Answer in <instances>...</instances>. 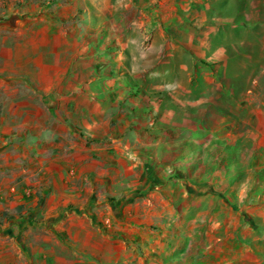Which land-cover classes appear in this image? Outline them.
I'll use <instances>...</instances> for the list:
<instances>
[{
	"label": "rangeland",
	"instance_id": "obj_1",
	"mask_svg": "<svg viewBox=\"0 0 264 264\" xmlns=\"http://www.w3.org/2000/svg\"><path fill=\"white\" fill-rule=\"evenodd\" d=\"M70 1L77 4L74 10ZM70 1L0 0V49L5 41L10 93L90 101L84 110L91 159L109 170V183L95 194L100 190L111 203L140 200L132 210L141 215L133 221L159 239L156 258L202 264L263 260L264 0H218L212 10L218 31L211 37L223 50L220 66L174 46L157 51L154 45L145 56L151 44L142 34H161L146 26L134 35L135 68L133 60L110 52L119 28L89 27L85 1ZM180 10L182 22L168 30L186 42L198 28ZM31 57L55 64V86L34 83L38 68L27 64ZM69 61L75 68L65 79L74 86L60 83ZM71 109L74 123L81 124L80 108ZM119 178L129 183L115 185ZM118 213L123 222L132 221L122 209Z\"/></svg>",
	"mask_w": 264,
	"mask_h": 264
},
{
	"label": "crops",
	"instance_id": "obj_2",
	"mask_svg": "<svg viewBox=\"0 0 264 264\" xmlns=\"http://www.w3.org/2000/svg\"><path fill=\"white\" fill-rule=\"evenodd\" d=\"M84 1L81 9L87 14L89 27L119 28L110 52L119 59L133 60L132 68L138 60L137 35H134L146 26L149 31L155 28L161 34L156 38L152 33L142 34L144 42L149 40L151 44L143 51L145 56L154 45L160 48L157 51L174 46L176 51L185 50L199 60H210L215 67L220 66L216 64L222 59L223 50L217 49L219 41L211 37L212 32L218 31L219 18L212 10L216 11L215 6L223 0ZM76 5L68 3L73 10ZM181 6L187 13L185 17L190 23L195 20L194 28H198L186 42L168 30L169 24L179 26L182 22L178 13ZM123 30L130 34H120ZM4 42L0 49V264H202L179 257L156 258L154 251L161 247L159 239L156 242L152 232L133 221L141 215L137 209L132 210L139 206L140 200L130 204L122 200L111 203L104 200L100 190L95 194L96 187L109 183L106 178L109 170L104 162L91 159L86 134L90 128L89 114L84 110L90 101L74 103L72 99L43 95L18 98L16 90L11 94L14 85L9 80L11 64ZM105 53L98 51L97 56ZM32 63L38 68L32 79L34 83L55 86L58 80L57 75H52L58 69L55 64H44L36 57L27 62ZM73 63L69 61L66 68H61L64 78L60 83L64 81V86H74L73 81L65 79V75H72ZM18 65L14 66L22 67ZM23 80L29 83L26 75ZM22 83L33 92L30 85ZM42 89L49 91L46 87ZM70 107L80 108L81 124L74 123L73 110L68 111ZM115 170L120 171L114 166ZM124 183L129 182L119 178L115 185ZM118 207L132 221L123 222ZM227 263L264 264V259L245 258Z\"/></svg>",
	"mask_w": 264,
	"mask_h": 264
},
{
	"label": "built area",
	"instance_id": "obj_3",
	"mask_svg": "<svg viewBox=\"0 0 264 264\" xmlns=\"http://www.w3.org/2000/svg\"><path fill=\"white\" fill-rule=\"evenodd\" d=\"M14 191H16V188L13 189ZM27 192V191H26Z\"/></svg>",
	"mask_w": 264,
	"mask_h": 264
}]
</instances>
